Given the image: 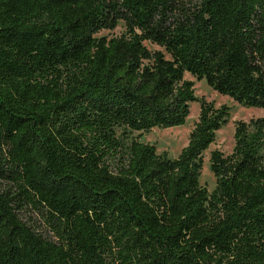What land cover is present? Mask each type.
Returning <instances> with one entry per match:
<instances>
[{
    "label": "trees",
    "instance_id": "trees-1",
    "mask_svg": "<svg viewBox=\"0 0 264 264\" xmlns=\"http://www.w3.org/2000/svg\"><path fill=\"white\" fill-rule=\"evenodd\" d=\"M186 74L264 109V0H0V264H264V117L210 192L231 107ZM192 102L178 157L133 135Z\"/></svg>",
    "mask_w": 264,
    "mask_h": 264
},
{
    "label": "rangeland",
    "instance_id": "rangeland-1",
    "mask_svg": "<svg viewBox=\"0 0 264 264\" xmlns=\"http://www.w3.org/2000/svg\"><path fill=\"white\" fill-rule=\"evenodd\" d=\"M125 25L120 22L117 28L113 30H102L98 33V36H120L125 31ZM145 45L151 50L160 49L159 46L152 44L151 42H145ZM186 78L195 82V93L199 98H204L208 102H213L216 107L221 105H227L231 107V116L229 122L223 126L216 136V141L210 145V147L204 152L203 155V168L200 175V183L207 187L212 192L216 186V178L210 169V155L213 150H220L225 155L232 152L235 139V122L246 121L248 122L252 118L264 117V109L255 107H243L229 96L221 95L214 91L207 83L203 80H197L190 74H186ZM200 115V104L197 102L191 103L190 115L186 119L183 125L161 129L154 128L149 132H134V136H138L140 141L150 143L156 146L157 152H167L172 158L178 157L181 150L187 146L189 136L195 123L198 121Z\"/></svg>",
    "mask_w": 264,
    "mask_h": 264
},
{
    "label": "bare ground",
    "instance_id": "bare-ground-1",
    "mask_svg": "<svg viewBox=\"0 0 264 264\" xmlns=\"http://www.w3.org/2000/svg\"><path fill=\"white\" fill-rule=\"evenodd\" d=\"M189 118V117H188ZM206 167V165H204V168ZM204 168H202L204 170Z\"/></svg>",
    "mask_w": 264,
    "mask_h": 264
}]
</instances>
